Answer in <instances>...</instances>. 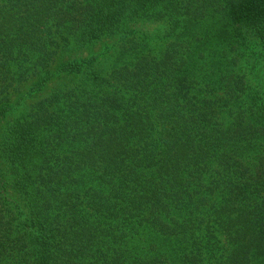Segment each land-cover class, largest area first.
Returning <instances> with one entry per match:
<instances>
[{
	"label": "trees",
	"instance_id": "1",
	"mask_svg": "<svg viewBox=\"0 0 264 264\" xmlns=\"http://www.w3.org/2000/svg\"><path fill=\"white\" fill-rule=\"evenodd\" d=\"M0 264H264V0H0Z\"/></svg>",
	"mask_w": 264,
	"mask_h": 264
},
{
	"label": "rangeland",
	"instance_id": "2",
	"mask_svg": "<svg viewBox=\"0 0 264 264\" xmlns=\"http://www.w3.org/2000/svg\"><path fill=\"white\" fill-rule=\"evenodd\" d=\"M155 28H157V26L156 27L150 26V29H152V30H154ZM31 87H32L31 83H27L24 87V90H22V94H24L26 96V98L23 101H26L27 103H30L31 101H34L36 99H40L42 97V95L47 94L46 92H44L43 94L35 95V97L33 96L34 98L31 96H28L29 95L28 93L30 92ZM13 100L15 102L20 101V102H17V104L22 103V97L21 96H16L14 94ZM24 109H25V107L23 105H18L17 111H24Z\"/></svg>",
	"mask_w": 264,
	"mask_h": 264
}]
</instances>
